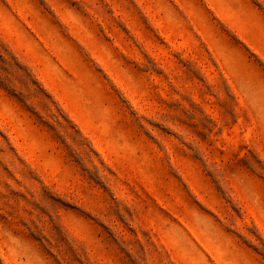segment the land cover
Segmentation results:
<instances>
[{
  "label": "rangeland",
  "instance_id": "obj_1",
  "mask_svg": "<svg viewBox=\"0 0 264 264\" xmlns=\"http://www.w3.org/2000/svg\"><path fill=\"white\" fill-rule=\"evenodd\" d=\"M0 264H264V0H0Z\"/></svg>",
  "mask_w": 264,
  "mask_h": 264
}]
</instances>
